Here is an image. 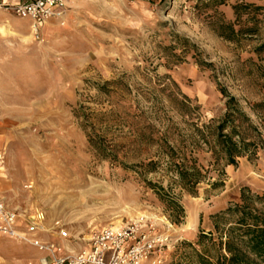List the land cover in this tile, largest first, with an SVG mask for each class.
<instances>
[{
  "label": "rangeland",
  "instance_id": "rangeland-1",
  "mask_svg": "<svg viewBox=\"0 0 264 264\" xmlns=\"http://www.w3.org/2000/svg\"><path fill=\"white\" fill-rule=\"evenodd\" d=\"M236 1L65 0L67 15L57 21L65 40L46 48L36 39L37 82L19 93L24 105L31 96L37 107L30 113L24 108L18 118L23 129L16 133L17 148L26 163L23 178L12 187L21 210L43 215L49 230L39 234L43 239H52L50 229L58 221L69 234L65 243L79 250L94 231L139 219L169 234L164 264H187L192 248L198 249V234L214 233L213 215L238 203L243 189L264 191V147L255 157L238 158L235 166L212 165L209 153L194 147L191 155L202 175L191 193L180 187L163 148L137 140L119 121L122 110L141 115L153 137L168 129L170 144L182 139L191 151L195 125L222 116L223 87L264 136V105L251 109L264 104V52L254 51L262 39L229 42L212 30L218 19L233 20ZM243 1L264 6V0ZM17 26L26 29L28 22ZM112 81L119 82L108 85L122 97L117 104L99 90ZM181 95L189 98V108ZM148 183L175 199L180 217ZM226 222L224 214L219 224ZM7 243L17 245L0 237V264H35L30 255L37 252L29 245H21L28 250L20 253L4 248ZM26 255L30 258L21 260Z\"/></svg>",
  "mask_w": 264,
  "mask_h": 264
},
{
  "label": "trees",
  "instance_id": "trees-1",
  "mask_svg": "<svg viewBox=\"0 0 264 264\" xmlns=\"http://www.w3.org/2000/svg\"><path fill=\"white\" fill-rule=\"evenodd\" d=\"M231 9L233 20L225 21L222 18L216 20L212 27L214 33L229 42L258 36L262 43L255 47L254 51L264 52V6L237 0L231 5ZM182 40L188 42L187 39ZM112 84L118 85L119 82H105L99 90L106 95H113V100L117 104L122 97L116 89H108V85ZM218 90L224 99V112L216 121L209 120L206 124L195 125L191 136L192 142H189L192 146L191 151L187 150V142L182 139L177 143L175 140V146L173 143L170 144L168 129L153 137V131L145 125L141 115L130 114L127 110H122L120 114L119 121L131 128L137 140L155 141L163 148L180 187L191 193L202 175L196 159L191 155L194 147L204 148L210 155L212 165L222 161L224 165L232 166L236 165L240 157H255L259 149L264 147V136L239 107L237 99L223 87H219ZM181 98L182 105L189 108L187 105L189 98L185 95H181ZM262 105L264 104H253L251 109ZM197 107L192 109L195 110ZM87 141L97 147L90 135H87ZM98 148L101 156L106 157L104 147L98 145ZM148 185L159 200L167 204L174 217L182 214L181 206L173 197L167 195L164 188L152 183ZM212 185L214 186V183ZM224 214L227 215L229 222L220 226ZM212 218L214 233L198 234L196 242L198 249L192 248L193 260L187 264H264V191L251 194L243 189L238 203L213 215ZM174 220L176 222L178 219Z\"/></svg>",
  "mask_w": 264,
  "mask_h": 264
},
{
  "label": "built area",
  "instance_id": "built-area-1",
  "mask_svg": "<svg viewBox=\"0 0 264 264\" xmlns=\"http://www.w3.org/2000/svg\"><path fill=\"white\" fill-rule=\"evenodd\" d=\"M64 4L65 0H0V8L30 22L35 39L38 26L60 17ZM42 216L10 209L0 197V236L36 248L41 253L39 264H164L171 244L169 234L138 219L102 227L87 238L83 248L71 252L65 243L69 234L58 221L50 229L52 239L39 235L49 231Z\"/></svg>",
  "mask_w": 264,
  "mask_h": 264
},
{
  "label": "crops",
  "instance_id": "crops-1",
  "mask_svg": "<svg viewBox=\"0 0 264 264\" xmlns=\"http://www.w3.org/2000/svg\"><path fill=\"white\" fill-rule=\"evenodd\" d=\"M61 15L67 14L62 12ZM59 19V17L54 18L38 26V37H41L46 48L54 46L60 38L65 40V36L60 34L61 27L57 23ZM19 20L27 21L28 28L20 29L17 26ZM39 50L30 22L0 8V190L2 193L5 192V196L1 193L0 197L10 209H22L18 201L14 199V192L17 189L12 187L14 181L23 178L26 163L22 150L17 148L16 133L23 129V127L20 129L21 124L18 118L24 108L27 109L25 112L30 113L32 107H37L36 104H30L33 99L31 96L26 97L29 103L24 105V97L19 96V93L30 92L32 85L37 82L34 72L35 65H39ZM24 84L26 87L23 86ZM27 148L29 149L28 146ZM7 244L10 246H4V248L12 249V252L24 253L28 250L26 247H21L24 244L22 242H16L17 245ZM30 248L37 252L36 256L30 255V257L34 258L35 264H39L41 253L34 247L30 246ZM68 248L71 252L77 251ZM30 257L26 255L21 257V260L25 261Z\"/></svg>",
  "mask_w": 264,
  "mask_h": 264
},
{
  "label": "bare ground",
  "instance_id": "bare-ground-1",
  "mask_svg": "<svg viewBox=\"0 0 264 264\" xmlns=\"http://www.w3.org/2000/svg\"><path fill=\"white\" fill-rule=\"evenodd\" d=\"M43 217V216H42Z\"/></svg>",
  "mask_w": 264,
  "mask_h": 264
}]
</instances>
